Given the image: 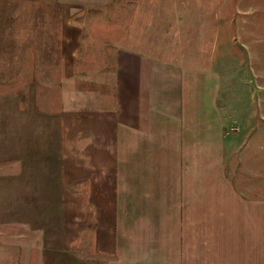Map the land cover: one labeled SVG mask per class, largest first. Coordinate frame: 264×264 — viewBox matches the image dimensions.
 <instances>
[{"label":"crops","instance_id":"obj_1","mask_svg":"<svg viewBox=\"0 0 264 264\" xmlns=\"http://www.w3.org/2000/svg\"><path fill=\"white\" fill-rule=\"evenodd\" d=\"M189 2L0 0V46H20L29 102L22 160L52 163L21 171V192L46 179L45 204H22L18 234L0 220V264H264V187L237 185L264 179L262 149L252 123L240 139L226 127L213 66L195 74L193 52L221 34L204 0L171 10Z\"/></svg>","mask_w":264,"mask_h":264},{"label":"rangeland","instance_id":"obj_2","mask_svg":"<svg viewBox=\"0 0 264 264\" xmlns=\"http://www.w3.org/2000/svg\"><path fill=\"white\" fill-rule=\"evenodd\" d=\"M189 3H174L170 7L172 10L174 6H178L179 10H183V7L194 4L193 0ZM203 9L206 13L207 25L217 24L221 35L218 41L219 46L193 52V54H204L203 56L196 55L199 66L204 68L203 72L195 74L199 76L204 73L205 77L207 66H213L212 73L217 76L216 105L227 119L226 127L230 129L231 126H235L236 132L232 133V136L240 139L247 124L252 123L253 128L247 131V137L250 138L248 142L256 141L255 148L258 152L262 149L261 156L264 159V129L255 128V125L260 123L264 126V0H204ZM205 38L207 41L204 43L210 46L211 41L208 39V34ZM19 47L0 46V220L11 221L3 227L8 234L19 233L17 221L20 218L19 208L23 203L28 206H32V203L45 204L46 196L40 192L47 190L43 186L46 179L40 181L39 193L30 189L21 192V171L24 170L30 181L33 174L38 171L45 173L52 165L45 161L49 156L43 154V150L38 157L42 162L36 163L30 160L36 159V156L32 158L28 156L24 158V161L22 160L20 109L23 103L29 105V102L25 104L26 99L21 101L20 92L25 89V84L20 82ZM9 63L12 65H7ZM28 65H30L29 61ZM30 69L31 67L28 66V71ZM203 105L205 108L209 106L208 98H205ZM242 142L243 140L237 142V172L244 169L245 148L239 146ZM253 144L254 142L252 146ZM252 153L255 154V150H252ZM257 155L256 159H259V154ZM249 165L251 164H245V170ZM253 166L252 163L249 169H254V172L263 170V164L257 165L256 169ZM237 185L264 187V179L260 181L253 177L250 179L241 177L237 178ZM6 204H9L10 209L5 207ZM1 228L0 223V230Z\"/></svg>","mask_w":264,"mask_h":264}]
</instances>
